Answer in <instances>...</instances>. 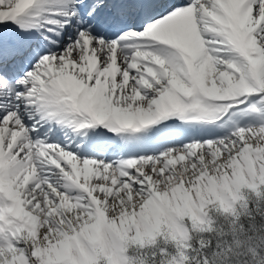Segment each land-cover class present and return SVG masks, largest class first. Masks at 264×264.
Listing matches in <instances>:
<instances>
[{"label": "snow or ice", "instance_id": "snow-or-ice-1", "mask_svg": "<svg viewBox=\"0 0 264 264\" xmlns=\"http://www.w3.org/2000/svg\"><path fill=\"white\" fill-rule=\"evenodd\" d=\"M0 264H264V0H0Z\"/></svg>", "mask_w": 264, "mask_h": 264}]
</instances>
